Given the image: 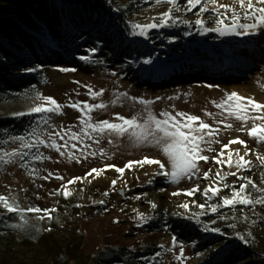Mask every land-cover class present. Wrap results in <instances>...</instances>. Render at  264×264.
Segmentation results:
<instances>
[{"label": "rangeland", "instance_id": "374dc122", "mask_svg": "<svg viewBox=\"0 0 264 264\" xmlns=\"http://www.w3.org/2000/svg\"><path fill=\"white\" fill-rule=\"evenodd\" d=\"M110 2L117 16L105 25L102 23V27L108 31L103 33L104 39L101 36L103 28L84 25L77 42L67 47H50L45 56L37 58L31 70L21 73L22 80L15 83L14 92L17 95L0 100L1 117H15L30 122L31 127L26 133L14 137L23 136L34 141L35 137L31 133L35 129L41 139L47 140L49 133L69 126H72V131L80 132L81 113L71 107H64L63 114L48 113L47 124L42 119L45 114L16 115L28 113L31 107L40 103L35 99L36 93L53 97L61 105H67L69 101L104 103L107 105L105 109L91 113L97 122H119L117 115L126 118L134 115L146 117L139 99L152 100L154 103L150 107L157 115L161 111L173 114L181 111L197 115L220 129L216 137L220 143L212 144L215 151H206L205 155L215 156L221 146L228 144L231 139L239 137L244 140L249 150L245 159L251 160L255 167L251 171L242 170L238 175L248 176L258 187L264 188L261 181L264 166L256 159L257 153L264 154V143L258 144L247 135L246 130L238 131L242 123L227 117V113L215 107L214 102H219L229 91L223 82L204 76L202 72L222 64L229 80L243 89L252 84L264 94V29L249 35L203 33L195 21L203 19L205 27H215L212 11L198 15L200 5L187 11V0H178L181 10L173 12L174 24L169 21V26L150 29L146 36L133 35V31H139L132 28L133 24L158 22L171 5L156 4L155 0ZM218 3L231 4L232 0H218ZM0 11H5L2 5ZM82 56L90 59L82 60ZM146 60L151 62L145 63ZM61 68L74 71L62 72L59 70ZM166 71L176 74L164 79L161 74ZM89 87L93 91L103 90V95L93 99L88 94ZM119 93H127V97H120L118 103L113 104ZM132 97L137 99H130ZM206 113L213 115L208 116ZM221 120L224 123H218ZM227 123L233 127L226 128ZM246 127L250 128L251 122ZM55 138L58 143H64L59 137ZM65 140H68L67 136ZM109 140L112 142L109 143ZM71 143H77V149L73 151L80 157L79 163L70 161L67 156H60L54 149L44 145L38 149H22L21 141L12 138L0 149V153L14 150L28 152L23 159L17 156L12 163H0V194L9 197L10 201L15 197V202L25 209L32 206L55 209L51 219L46 217L40 220L37 219L38 214L29 213L34 222L41 226L44 241L23 247L22 250L16 247L14 252L3 256L0 254V264H130L125 253L147 256V261L141 264L223 262L227 253H231V264H264V205H256L254 209L237 205L236 210L224 208L216 214L206 210L203 216L194 215L202 211L197 205L219 202L218 197L206 202L202 194L205 187L214 183L215 172L218 169L222 173L235 172V167L229 169L211 161H201L200 178L182 179L179 183L155 175L159 171L155 164H145L143 167L134 164L131 169H125L122 178L109 168L99 176L93 173L82 182L69 185L72 195L65 198L57 190L62 191V186L69 180L84 177L93 168L103 169L105 165L123 168L129 161H139L144 157L160 159L167 164L166 157L158 148L137 146L127 135H105L98 144L86 139L84 143L90 145L88 148L75 141H69V148ZM230 148L239 149L240 155L245 153L243 145L233 144ZM80 149H83L84 155L90 152H96L97 155H88L84 159ZM101 149L107 155H101ZM37 152L48 159L36 160ZM227 155L228 150H225V160ZM236 158L234 154L233 159ZM22 165H27V168ZM209 169L212 170L213 178L203 179V172ZM30 170L35 171L29 175ZM168 170L169 167H166L165 171ZM50 172L53 176L43 179ZM56 176H63L64 179H56ZM113 180L117 181L114 187ZM225 182L238 187L242 181L236 176H229ZM197 184L201 192L194 196L172 195L174 192L183 193ZM230 191L223 189L220 196L229 195ZM248 192L252 197L259 195L251 188ZM138 196L140 199H136ZM101 200L103 204L97 203ZM152 203L156 204L155 209L151 207ZM184 203L189 204L188 210L179 207ZM221 214L227 218L221 219ZM140 215L148 219L142 221ZM244 216L249 219L244 220ZM180 220H189L194 225L198 234H191L194 241L181 240L174 233ZM233 224L235 227H230ZM205 225L219 231H205ZM241 236L244 239H240ZM207 238L212 240L211 243L206 245V249L196 252L197 244ZM113 250L117 251L116 254H113ZM118 255L124 259L111 263L112 258Z\"/></svg>", "mask_w": 264, "mask_h": 264}, {"label": "snow or ice", "instance_id": "6c2138e0", "mask_svg": "<svg viewBox=\"0 0 264 264\" xmlns=\"http://www.w3.org/2000/svg\"><path fill=\"white\" fill-rule=\"evenodd\" d=\"M156 4L167 3L171 5L168 11L164 12L160 17L158 22H152L148 24H133L132 28L139 29V31H133V35L146 36L148 30L158 27L169 26V21L173 24L175 19L173 18V12H179L181 10L178 0H155ZM209 4L212 5L211 9ZM187 11H191L200 5L198 15L209 12L210 10L214 14V24L215 27H205V21L203 19H197L195 21L196 25L200 26L203 33L207 32H217L221 36L226 35H249L255 34L258 30L264 29V0H232L231 4H220L218 0H187ZM230 13V16L228 15ZM210 19H212L210 17ZM226 20L228 23H226ZM244 21V22H241ZM187 23V21H185ZM94 51V50H93ZM82 60H89V57L82 56ZM151 61L146 60L145 63H150ZM62 72L74 71V69L61 68ZM78 83V82H77ZM88 94L96 99L97 97L103 95V90L93 91L90 87L88 88ZM120 97H127V93H119L117 100L112 101L113 104L118 103ZM35 99L39 100L40 103L29 109L28 113L20 112L16 115L23 116L25 114L31 113H41L45 114L43 123H49L48 113L63 114L62 109L64 107H71L81 113L79 118V123L82 126L80 132H75L71 130L72 126L67 129H61L48 134V139H41L40 134L33 129L31 135L35 137V140H27L23 136L12 137V139L20 140L22 144V149L31 150L32 148H39L40 145L54 149L60 154V156L71 160H75L77 163L80 162V157L75 155L73 150L77 149V143H71L69 148V141H75L84 145V148L90 147V145L84 143L86 139L92 140L94 143H99L100 138L108 135L109 137L115 135L117 137H123L125 135L137 146H152L159 149V151L166 157L167 164L162 162L160 159H152L149 157H144L139 161H129L123 168L117 167L115 165H105V168L98 169L93 168L85 174L84 177H74L69 180L67 184L62 186V191L57 190V193L62 194L65 198L72 195L69 191L68 186L75 184L76 182H82L84 179L92 176L95 173L97 176L101 175L104 171L109 168L114 169L120 174V178L123 177L125 169H131L134 164L143 167L145 164H155L158 165L159 171L155 175H162L171 180L173 183H179L182 179H193L200 178V162L209 163L210 161L223 166H227L229 169L233 167L236 171H228L222 173L218 169L214 174V183L209 184L202 190V194L206 199V202L213 201L214 198H219L218 203H201L197 205L202 211L200 213L194 214L197 217L206 214V210L210 211L212 214L219 213L221 209L230 208L236 210L237 205L248 207L251 206L253 209L256 205H264V188L258 187L257 184L248 176L238 175L242 170L251 171L255 165L251 160L245 159V156L249 154L247 144L244 140L235 139L229 140L228 144H223L221 149L215 156H208L204 153L206 151H215L212 148V144L220 143L216 138L219 135V128H214L212 125L206 123L201 117L181 111H176L174 114L169 111H161L158 115L151 110V105L154 103L152 100L139 99V103L144 106V111L146 112V117L141 118L139 115H134L131 118H126L124 116L117 115L116 119L119 122H112L109 120L94 121L91 113L94 110H102L107 107L104 103H88L81 101H69L67 105L59 104L53 97L42 96L40 93H36ZM132 100L137 98L132 97ZM160 99V98H157ZM169 99H172L169 97ZM215 107L221 109L222 112L227 113V117H232L237 121L242 123V128L238 131H247V135L256 140L258 144L264 143V103L257 102L252 97H244L236 92L226 93L225 97L219 102H214ZM208 116H212V113H206ZM251 122V127L247 128L248 123ZM218 123H224L223 120L218 121ZM226 128H232L231 123L225 124ZM93 133L95 135H93ZM65 136L68 140H65ZM55 137H59L64 143L60 144L57 142ZM112 141L109 140V143ZM233 144H240L245 147L244 155H240L239 149L232 150L230 148ZM225 150H228L227 159H224ZM81 156L84 159L88 158V155L95 157L96 152H90L88 155H84L83 149H80ZM101 155H107V153L101 149ZM237 157L233 159V155ZM28 152L25 151H12V152H2L0 153V163L8 164L13 162V158L19 156L23 159L27 156ZM36 160L48 159L44 157L42 153L37 152L35 155ZM256 159L260 162L261 166H264V154H256ZM27 168V165H22ZM166 167L170 170L165 171ZM35 170H30L29 175ZM203 179L213 178L212 170L209 169L203 172ZM53 176V173H49L48 176L43 177V179H48ZM229 176H236L242 182L237 187L234 184H228L225 181ZM56 179L63 180V176H56ZM262 183H264V175L261 177ZM116 180L112 181V186L116 185ZM251 188L255 192L259 193L258 196L252 197L248 192ZM223 189H231L230 194L226 196H220ZM197 192H201L199 185L192 187L191 189L181 192H174L172 195L184 194L186 196H194ZM56 193H50L53 195ZM105 196L108 195L107 192L104 193ZM140 199V197H136ZM97 203L103 204L104 201H97ZM79 206V205H78ZM0 207L6 209L8 213H16L20 220V225H14V227H23L27 225L28 219L26 213H35L37 219L43 220L46 217L51 219V213L55 209H40L39 207H28L27 209L22 208L18 203L15 202V197L10 198L5 195L0 194ZM151 207L155 209L157 206L152 203ZM179 207L185 210L189 209V204L184 203ZM43 213L42 215H40ZM221 219H226L227 217L221 214ZM140 219L147 220V217L140 215ZM244 220H248L249 217L244 216ZM118 222V221H117ZM199 223V219H197ZM215 224V221H212ZM255 223V221H253ZM230 227H235V225H230ZM50 230V229H48ZM205 231H219V229L209 228L207 225L204 227ZM251 235V233H249ZM240 239H244L243 236ZM175 243V240L173 241ZM183 255V250L181 249L180 256ZM180 259V257H177Z\"/></svg>", "mask_w": 264, "mask_h": 264}, {"label": "trees", "instance_id": "16d2710c", "mask_svg": "<svg viewBox=\"0 0 264 264\" xmlns=\"http://www.w3.org/2000/svg\"><path fill=\"white\" fill-rule=\"evenodd\" d=\"M110 0H0L5 11H0V100L17 95L16 82L21 73L31 70L39 56H45L50 47H67L78 41L84 25L98 29L117 16ZM107 28H103V33ZM108 32V31H107ZM113 39H115L113 37ZM29 120L0 116V149L8 139L24 134L30 129ZM27 225L14 227L22 222L16 213H8L0 207V254L14 252L16 247L39 244L44 241L41 226L26 213ZM174 233L181 240L192 241L194 225L189 220H180ZM194 241V240H193ZM211 239L197 244L195 251L206 249ZM116 254V250H113ZM111 252V253H112ZM225 260L204 264H231V253ZM130 264L145 263L147 256L125 253ZM123 256L113 257L112 262H121Z\"/></svg>", "mask_w": 264, "mask_h": 264}, {"label": "bare ground", "instance_id": "6f19581e", "mask_svg": "<svg viewBox=\"0 0 264 264\" xmlns=\"http://www.w3.org/2000/svg\"><path fill=\"white\" fill-rule=\"evenodd\" d=\"M203 75L207 76L212 79L220 80L223 82L225 89L231 92H236L241 96L244 97H252L256 101L260 103H264V94L260 89H258L254 85H248L246 89L241 88L240 86L236 85L233 81L228 79V74L225 69V67L220 64V65H215L211 67L208 70H203ZM173 74H176L175 72L171 71H166L165 73H162L161 76L164 79H169Z\"/></svg>", "mask_w": 264, "mask_h": 264}]
</instances>
